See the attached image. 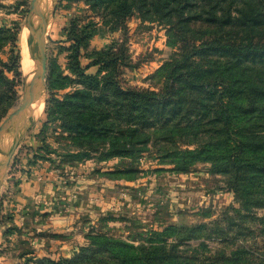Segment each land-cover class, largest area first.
Returning a JSON list of instances; mask_svg holds the SVG:
<instances>
[{"label":"trees","instance_id":"16d2710c","mask_svg":"<svg viewBox=\"0 0 264 264\" xmlns=\"http://www.w3.org/2000/svg\"><path fill=\"white\" fill-rule=\"evenodd\" d=\"M76 1L94 10L105 4L104 9L113 8L111 13L121 23L134 12L144 20L159 21L167 26L169 41L180 52L178 60L160 69L165 70L167 81L159 92L122 89L115 81V70L108 76L100 73L119 66V56L96 54L86 65L80 63V48L95 32L89 30L91 23L71 32L64 41H73L72 70L83 88L55 104L59 105L56 112L69 118L70 139L81 150L77 155L97 149L102 158H135L148 151L150 138L196 143L194 149H164L159 156L176 159L179 170H186L193 161H208L211 172L227 174V184L239 200L240 221L226 217L223 227L220 223L167 226L162 233H153L146 240L149 244L138 245L104 233L90 234L89 243L71 257L41 258L32 264H264L250 247L239 244L242 236L255 231L249 222L258 220L259 232H264V217L253 212L264 207V0ZM15 39L16 32L0 27V51ZM91 66H97L96 73H86ZM18 68L16 51L9 63L0 61V119L17 93L14 80L4 70L18 76ZM57 78L68 79L50 72L48 86L63 87V82L54 84ZM255 114L262 115L260 126ZM106 140L108 146L102 148ZM132 172L133 168H119L112 174ZM168 233L175 242L167 244ZM193 239L199 242L189 246ZM205 239L228 241L233 248L228 254L211 251ZM183 244L188 249L181 248Z\"/></svg>","mask_w":264,"mask_h":264},{"label":"rangeland","instance_id":"374dc122","mask_svg":"<svg viewBox=\"0 0 264 264\" xmlns=\"http://www.w3.org/2000/svg\"><path fill=\"white\" fill-rule=\"evenodd\" d=\"M30 6L31 0H0V27L16 32L13 45L7 43L0 51V61L9 63L16 51L20 73L17 76L4 70L14 80L17 93L0 123L20 101L27 80L21 66L20 38L22 32L27 34ZM104 6L94 10L83 1L53 0L45 34L41 111L8 154L4 170L3 158L8 156L0 159V264L69 258L89 243L90 234L104 233L135 245L149 244L146 240L167 226L189 228L220 223L223 227L227 218H240L239 200L227 184V174L211 172L208 161H193L186 170H179L177 165L181 164L176 159L159 156L164 149H194L196 143L186 144L179 138L175 143L150 138L148 151L135 158H102L97 149H86V155H77L81 150L70 139L69 118L57 113L59 105L55 104L65 94L83 88L72 70L73 41H64L66 38L91 23L89 30L95 32L80 48V63L86 65L90 56L96 54L119 56V66L106 67L100 73L108 76L115 70V81L122 89L159 92L167 81L165 70L160 69L180 58L177 45L169 41L167 26L144 20L138 12L121 23L120 17L111 13L113 8ZM96 71L97 66H91L86 73ZM50 72L68 78L56 79L54 84L63 82V87L48 86ZM262 115H254L257 125ZM126 126L121 121V127ZM107 146L106 140L102 148ZM119 168H133L135 172L112 174ZM253 210L255 216L264 217V207ZM259 224L258 220L249 222L255 231L242 236L239 244L250 247L254 256L264 261V232H259ZM171 235L165 236L167 244L176 241ZM198 240L187 243L196 246ZM205 240L211 251L221 249L228 254L233 248L228 241ZM232 240L233 237L229 241ZM188 245L180 247L188 249Z\"/></svg>","mask_w":264,"mask_h":264},{"label":"water","instance_id":"95a60500","mask_svg":"<svg viewBox=\"0 0 264 264\" xmlns=\"http://www.w3.org/2000/svg\"><path fill=\"white\" fill-rule=\"evenodd\" d=\"M27 41L31 49L33 69L26 80L20 101L14 109L0 123V138L15 124L19 117L24 115L37 97H43L45 92V34L47 14L41 9L40 0H31V6L26 17ZM14 150L11 151V153ZM11 155V154H10ZM10 156L2 163L4 170Z\"/></svg>","mask_w":264,"mask_h":264},{"label":"bare ground","instance_id":"6f19581e","mask_svg":"<svg viewBox=\"0 0 264 264\" xmlns=\"http://www.w3.org/2000/svg\"><path fill=\"white\" fill-rule=\"evenodd\" d=\"M41 9L47 14V26L49 23V13L52 9L53 0H40ZM46 26V28H47ZM21 45V66L24 72V76L28 79L31 70L33 69V61L31 59V49L26 40V33H21L20 38ZM42 95L37 97L36 101L29 107L27 112L19 117L15 126L10 128L1 138H0V159L5 155L8 156L9 153L16 147L22 135L30 127V125L36 120L41 111ZM43 106V105H42ZM5 158H3V161ZM1 167V166H0Z\"/></svg>","mask_w":264,"mask_h":264}]
</instances>
